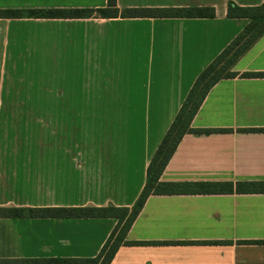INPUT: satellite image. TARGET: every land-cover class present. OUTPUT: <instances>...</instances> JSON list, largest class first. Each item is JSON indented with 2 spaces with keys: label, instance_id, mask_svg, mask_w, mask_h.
<instances>
[{
  "label": "crops",
  "instance_id": "crops-1",
  "mask_svg": "<svg viewBox=\"0 0 264 264\" xmlns=\"http://www.w3.org/2000/svg\"><path fill=\"white\" fill-rule=\"evenodd\" d=\"M215 18L0 19V207H132L200 73L248 25ZM107 0H0V10L100 9ZM234 71L264 73V36ZM163 182H264V77L212 88ZM116 219L0 218V260L99 255ZM111 264H264V193L151 196Z\"/></svg>",
  "mask_w": 264,
  "mask_h": 264
},
{
  "label": "trees",
  "instance_id": "trees-1",
  "mask_svg": "<svg viewBox=\"0 0 264 264\" xmlns=\"http://www.w3.org/2000/svg\"><path fill=\"white\" fill-rule=\"evenodd\" d=\"M215 18L216 10L208 8L120 9L117 0H107V7L100 9H36L0 10V19H81V18ZM229 19H247L248 25L207 66L195 80L180 111L163 137L147 169L145 187L132 207H0V218H94L116 219L111 233L99 255L95 258L76 259H21L0 260V264H111L123 245H136L127 241L132 225L151 196L217 193H264V182L250 183H190L163 182L161 176L174 156L183 138L188 134L211 135L224 132L215 129L192 127L194 118L214 86L224 79L264 77V73L239 74L236 63L264 36V2L259 6H239L228 3Z\"/></svg>",
  "mask_w": 264,
  "mask_h": 264
}]
</instances>
